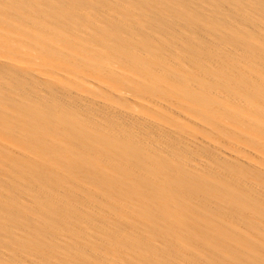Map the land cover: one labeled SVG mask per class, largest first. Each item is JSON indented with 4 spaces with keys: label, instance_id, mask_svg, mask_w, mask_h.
<instances>
[{
    "label": "bare ground",
    "instance_id": "1",
    "mask_svg": "<svg viewBox=\"0 0 264 264\" xmlns=\"http://www.w3.org/2000/svg\"><path fill=\"white\" fill-rule=\"evenodd\" d=\"M0 264H264V0H0Z\"/></svg>",
    "mask_w": 264,
    "mask_h": 264
}]
</instances>
